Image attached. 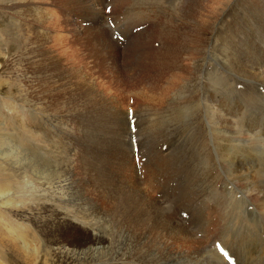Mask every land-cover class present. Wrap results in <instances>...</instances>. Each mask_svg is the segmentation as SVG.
I'll list each match as a JSON object with an SVG mask.
<instances>
[{
	"label": "rangeland",
	"instance_id": "obj_1",
	"mask_svg": "<svg viewBox=\"0 0 264 264\" xmlns=\"http://www.w3.org/2000/svg\"><path fill=\"white\" fill-rule=\"evenodd\" d=\"M50 1L47 0V5L60 12L49 19L51 23L68 19L82 30L75 32L71 30L75 25L67 27V23L47 29L40 25L46 30L35 29L39 34L46 32L53 37L50 44L55 41L58 44L52 50L56 60L52 78L47 73L50 61L43 57L39 39L32 35V39L24 40L15 34L14 30L20 28L24 19L22 9H11L7 1L0 0V139H3L0 144V264H210L206 251H210L211 257L223 260L215 250L216 242L228 251L231 264H245L244 253L236 255L237 251L226 241L230 237L252 250L258 245L253 253L259 257L263 252L260 258L264 260V245L255 241V234L249 229L254 224L258 236L264 235V222L259 215L264 213V208L257 209L246 198L243 188L234 186L232 180H228L229 184L218 180L217 169L220 164L226 166L222 152L224 141L218 137L217 117L205 99L207 93L214 97L222 83L227 86L222 91L257 97L249 95L246 80H234L219 63V60L228 62L229 45L223 42L231 41L235 45L245 41L244 22L227 31L233 26L230 14L244 12L237 5L238 0H222L212 8L218 6L214 11L208 7L214 4L213 0H183V5L189 7L184 9L175 34L171 32L175 23L170 13L177 0H155L162 4V13L149 8V4L153 6L152 0H128V5L122 0H106L100 4L104 13L98 22L87 21L78 13L74 17L57 5L60 0ZM158 16L169 21L165 23L161 18L158 25L153 21ZM205 21L207 24L201 26ZM94 26L98 30L92 31ZM56 38L64 41L61 43ZM164 40L167 45L163 44ZM257 54L261 59V53ZM258 91L264 100V93L259 88ZM87 92L93 101L81 100ZM54 101L56 113L47 107V103ZM75 106L80 109L75 110ZM188 111H192L191 117ZM74 118H81L82 122L85 119L89 124L86 128L91 133L86 134L85 140L76 131V126L81 124L73 123L72 120L79 121ZM116 119L127 123V131L123 130L121 136L115 127L119 123ZM245 120L244 116L239 119L242 129ZM202 146L206 147L202 150ZM204 150L211 158L206 160L208 173H203L205 164L190 167L199 161L191 160L197 157L194 155L201 154L198 156L201 157ZM78 161L86 169V186L75 167ZM209 172L212 177L205 178ZM120 179L129 186L136 183L141 191L157 200L168 214L166 221H173L190 233L193 244L200 241L198 252L205 255L198 259L191 251L195 248L193 245L187 250L183 240H172L168 234L166 237L167 231L150 233L143 226L134 228L123 221L122 205L126 204ZM232 185L235 193H241L235 195L236 200L245 196L243 205L235 206L227 203L226 197L221 198L220 191L227 193ZM240 207L244 213L237 209ZM224 210L230 214L226 218ZM237 210L243 216L252 215L255 220L239 223L242 218L234 216ZM191 211L211 215L209 229L202 232L206 238L196 232V227L193 232L189 230L194 227L193 222L195 226L202 222Z\"/></svg>",
	"mask_w": 264,
	"mask_h": 264
},
{
	"label": "bare ground",
	"instance_id": "obj_2",
	"mask_svg": "<svg viewBox=\"0 0 264 264\" xmlns=\"http://www.w3.org/2000/svg\"><path fill=\"white\" fill-rule=\"evenodd\" d=\"M7 1V4L11 5V9L12 8H19L22 9V14H23V21L21 22V25L19 26L20 28H18L17 30H13L15 31V34L18 35L17 37H19L20 35L24 38V40L26 39H32L33 36L39 41H38V46L39 49L42 51V55L43 57H47L49 58V65H48V71L47 73L49 74V77H54L55 73V61H54V57H53V52L54 50H56L58 46V44H56V41L54 44H50L49 40H53V37H49V35H47V33L45 31L44 35L39 34L40 31H38V33L35 31V29L37 30H43L44 28L41 27L40 25H43L44 27L49 28V27H53L55 24L56 26L58 24H60L59 26H61L62 24H68L67 27L70 25L74 28L71 30H74L75 32L78 31H82L80 30V27L77 25V23L75 24L73 21H69L68 19H64V21H60V20H55L54 23L50 22V18H52V16L57 15L56 13L58 12L57 9H53L50 8L47 0H4ZM50 1V0H49ZM57 1V0H56ZM103 1L106 0H60L59 2L57 1V5L64 7L68 12H70L71 14L74 15L75 17V13H78L80 15H84L86 20L91 21L93 20L94 22H98V20L103 17V13H104V9L100 7V4L103 3ZM123 2H125L128 5V0H122ZM146 1V0H145ZM153 1V6H151L149 4V8H153L154 10H158L163 11V6L162 4L158 3L155 0ZM165 1V0H164ZM229 1V0H227ZM50 2H53L52 0ZM55 2V1H54ZM130 2V1H129ZM163 2V1H161ZM196 2V1H195ZM222 2V0H213L211 3H214L212 6L209 5L208 7L210 8L211 11H214L218 6H216L215 9H212L215 7V5L220 4ZM238 4L239 6L243 7L244 12L240 13V12H234L232 14H230V20L233 21V26L230 27L227 31H230L232 29H235L237 27L240 26L241 23L244 24V26H246L247 29V33L245 38V41L243 43H236L231 44V41L229 42H223L225 43V46L229 45V53L226 54V59H227V63H222L221 60H219L220 65L222 66V68H224L227 72L231 74V76L234 77V80H238L241 79L242 80H246L247 84H248V93L250 96H254L256 95L257 97L254 98H249L248 96L245 97L244 95H242L240 92L237 94V92H232L231 93H227V91H222L221 88L223 87H227L224 85V83H222V87L221 88H216V92H215V96L213 97L212 95L210 96L209 93L206 94L205 99L207 100V103H209L211 105L210 109H212L213 113L215 114V117H217V123H218V127H217V134L218 137L223 140V150L224 151V156L226 158V166L223 164H220V168L219 170L217 169V176H218V180L219 181H224L226 183L229 184L228 180H232L233 181V185H239L241 186L244 191V195L246 196V198L252 202V204L257 208V209H263L264 208V115L262 114V112H264V100L260 98V96H262V94L258 91L259 90L264 93V0H238ZM245 2V3H244ZM150 3V2H149ZM173 3V2H172ZM192 3V2H191ZM225 3V2H223ZM52 4V3H51ZM164 4V3H163ZM196 4V3H195ZM210 4V3H209ZM236 4V3H235ZM245 4V5H244ZM9 5V6H10ZM56 5V4H54ZM194 5V3H193ZM8 6V7H9ZM192 6V4H191ZM186 7H189L187 4H185V6L183 5V0H177V3L175 5L172 6V11L170 13V17L173 18V24L174 26L173 29L171 30V32L173 34L176 33L177 28L180 27L181 25V19L183 18V12L184 9ZM148 8V9H149ZM204 8V7H203ZM221 8V7H220ZM245 8H246V12H245ZM190 9V8H189ZM218 9V8H217ZM192 10V9H191ZM196 10V9H195ZM207 9H205L206 11ZM229 10V9H228ZM19 11V10H18ZM168 11V10H167ZM189 12V10H186V12ZM15 12V11H14ZM13 12V13H14ZM56 12V13H55ZM217 12V11H216ZM20 13V12H19ZM60 14V12H58ZM169 13V12H168ZM218 13V12H217ZM142 14V13H141ZM19 15V14H18ZM78 15V16H80ZM212 15V14H211ZM21 16V15H20ZM197 16V15H196ZM22 17V16H21ZM57 17V16H56ZM169 17V19H170ZM194 17V16H193ZM211 17V16H210ZM215 17L217 18V16L215 15ZM214 17V18H215ZM84 18V19H85ZM163 18L161 16H158L156 19H154L153 21L155 23L158 24V21ZM209 18V17H208ZM213 18V17H212ZM215 18V20H216ZM98 19V20H97ZM164 19V18H163ZM237 19H239V21H237ZM62 20V19H61ZM139 20V19H138ZM165 20V19H164ZM170 20V21H171ZM101 21V20H100ZM169 21V20H165V23ZM93 22V23H94ZM104 22V21H103ZM129 23H134L133 21H128ZM144 22V20H143ZM177 22V23H176ZM14 23V22H13ZM163 23V22H160ZM170 22L167 23L166 26H168ZM205 22H202L201 26L204 25L205 26ZM164 24V23H163ZM177 24V25H176ZM183 24V22H182ZM207 24V23H206ZM13 25V24H12ZM16 25V24H15ZM159 25V24H158ZM157 25V26H158ZM77 26V27H76ZM83 26V25H82ZM164 26V25H162ZM171 26H169L171 28ZM200 26V27H201ZM9 27V24H8ZM100 27V26H99ZM153 27V26H151ZM199 27V28H200ZM16 28V26H15ZM61 28V27H60ZM78 28V30H77ZM82 28V27H81ZM227 28V27H226ZM232 28V29H231ZM10 30V27L8 28ZM44 29V30H46ZM101 30V27L99 28ZM156 29V28H155ZM160 29V28H159ZM243 29V28H242ZM53 30V29H52ZM77 30V31H76ZM92 31H96L98 30V28H95V26L91 29ZM105 30V29H104ZM154 30V29H153ZM12 31V30H10ZM13 31V32H14ZM48 31V30H47ZM90 31V30H89ZM149 31V30H148ZM184 31V30H183ZM242 31V30H241ZM12 32V33H13ZM178 32V31H177ZM88 33V32H87ZM86 33V35H87ZM164 33V32H163ZM11 34V32L9 33V35ZM84 34V33H83ZM145 34V33H144ZM147 34V33H146ZM232 34V33H231ZM33 35V36H32ZM171 35V34H170ZM245 35V34H244ZM234 36V35H233ZM11 37V36H10ZM16 37V38H17ZM78 37V36H77ZM143 37V36H142ZM166 37H168V31L166 33ZM141 38V37H140ZM147 38V37H146ZM221 38V37H220ZM11 39V38H10ZM21 39V38H20ZM57 39V38H56ZM242 39V38H240ZM58 40V39H57ZM82 40L85 42L86 38H82ZM94 40V38H93ZM92 40V41H93ZM221 40H223V38H221ZM59 42H63L64 40L59 39ZM88 41V40H87ZM149 41V38H148ZM225 41V40H224ZM239 41V40H237ZM23 42V40H22ZM37 42V41H36ZM61 42V43H62ZM105 43V42H104ZM110 43V42H109ZM167 41L164 40L163 44H166ZM108 44V43H107ZM111 44V43H110ZM25 45V44H24ZM28 45V44H27ZM60 45V44H59ZM176 45V44H175ZM112 46V45H111ZM110 46V47H111ZM161 47V43L159 45ZM224 46V48H226ZM113 47V46H112ZM221 47V46H220ZM48 48V55H47V49ZM157 48V47H156ZM175 48V47H174ZM191 48V47H190ZM189 48V49H190ZM54 49V50H53ZM164 49V48H163ZM170 49V48H169ZM223 49V48H222ZM53 50V51H52ZM64 50V49H63ZM193 50V49H192ZM191 50V51H192ZM134 51V50H133ZM23 52V51H22ZM58 52V51H57ZM128 52V50H127ZM147 52V51H146ZM196 52V51H195ZM261 53V59L259 58L260 56H258L257 53ZM137 53V52H136ZM148 53V52H147ZM220 53L223 55L224 52L222 50H220ZM255 53V54H254ZM60 54V53H58ZM65 54V53H63ZM127 54V53H126ZM134 54V53H133ZM139 54V53H138ZM145 54V53H144ZM57 55V54H56ZM130 55V54H129ZM137 55V54H136ZM141 55V54H140ZM146 56V55H145ZM144 56V57H145ZM181 56V55H180ZM27 57V56H26ZM42 57V56H41ZM60 57V56H59ZM128 57V56H127ZM134 57V56H132ZM140 57V56H138ZM147 57V56H146ZM44 58V59H45ZM135 58V57H134ZM166 58V57H165ZM192 58V57H191ZM64 59V58H63ZM140 59V58H139ZM184 59V58H183ZM61 60V58H60ZM130 60V59H129ZM67 61V60H66ZM46 62V61H45ZM137 62V61H136ZM60 62H58L59 64ZM132 63V62H131ZM135 63V62H134ZM218 63V64H219ZM61 65V64H60ZM139 65V64H138ZM64 66V65H63ZM66 66V65H65ZM68 66V65H67ZM43 67V66H42ZM182 67V66H181ZM62 69V67H59ZM64 68V67H63ZM133 68V67H132ZM47 69V68H46ZM67 69V68H66ZM84 69V68H83ZM98 69V68H97ZM45 70V69H44ZM38 71V70H37ZM59 72V71H58ZM64 72V71H63ZM66 73L68 71H65ZM79 73V72H78ZM119 73V72H118ZM65 74V73H64ZM70 75V74H69ZM72 75V74H71ZM64 76V75H63ZM68 76V75H67ZM74 76V75H73ZM66 77V76H65ZM69 77V76H68ZM70 78H73L72 76ZM75 78H77L75 76ZM74 79V78H73ZM81 80V79H80ZM228 80V79H227ZM229 81H232V79H229ZM55 82V81H54ZM81 82V81H80ZM78 83V81H77ZM83 83V82H82ZM235 83V81H233V84ZM239 82H236V84ZM74 84V83H73ZM78 86H80L79 84H76ZM85 85V84H84ZM228 85V84H227ZM84 87V86H83ZM216 86H214L215 88ZM11 88V87H10ZM89 89V88H88ZM74 90V89H73ZM91 90V89H90ZM233 90V89H232ZM80 91V90H79ZM98 92V91H97ZM96 92V93H97ZM232 93H234V95H237L235 97H232ZM28 94V93H27ZM58 94V93H55ZM86 94V96H83V98L81 99V94L79 95L78 93V98L81 100H87L90 99L92 100V96L89 92L87 93H83ZM93 95V94H92ZM264 96V95H263ZM97 98V97H96ZM98 99V98H97ZM96 100V99H94ZM93 101V100H92ZM97 101V100H96ZM241 102V105L239 104V102ZM51 102V101H50ZM92 103V102H91ZM101 103V102H99ZM165 103V102H164ZM85 104V103H84ZM82 105V104H80ZM86 105V104H85ZM88 105V103H87ZM57 105L55 104V101L53 103H47V107L53 111V112H58L57 110ZM85 107V106H83ZM243 108V109H242ZM76 109H80V106H75V110ZM78 113V111H77ZM119 113V112H118ZM59 114V113H58ZM79 117H80V113ZM117 114V113H116ZM122 114V113H121ZM115 115V114H114ZM126 114L122 115L125 116ZM188 117H191L192 115V111H188L187 113ZM243 117L246 119L244 122V126L242 129V125H240L239 123V119L240 117ZM92 117V116H91ZM67 118V117H66ZM118 118V117H117ZM121 118V116H120ZM125 119V117H123ZM193 118V117H192ZM77 119L79 121H75L72 120L73 123L76 124H81L76 126V131L79 133V135L82 137V140H85L86 138V134H90L91 132H89V130L86 128L88 122L84 119V122H82L81 118H74ZM90 119V118H89ZM117 120V119H116ZM91 121V119L89 120ZM94 121V120H93ZM118 121V120H117ZM125 121V120H124ZM124 121H118L119 123L116 124V130L119 131V135L121 136L124 131L126 133L127 131V123ZM71 123V122H70ZM89 125V124H88ZM92 127V126H91ZM74 128V127H73ZM25 130V129H24ZM124 130V131H123ZM6 131V130H3ZM93 132V131H92ZM77 133V134H78ZM202 133V132H201ZM205 135V134H204ZM204 135H202L204 137ZM197 137V136H196ZM206 137V136H205ZM88 138V137H87ZM201 138V137H200ZM191 138H189L190 140ZM197 139V138H196ZM199 139V138H198ZM207 139V138H206ZM111 140V139H110ZM126 140V139H125ZM204 140V139H203ZM3 141V139H0V144ZM194 141V138H193ZM192 141V142H193ZM78 142V141H77ZM201 142V141H200ZM204 142V141H203ZM206 142V140H205ZM85 144L84 141H82V144ZM175 143V142H174ZM75 144V143H74ZM99 144V143H98ZM198 144V143H196ZM77 145V144H76ZM185 146V145H184ZM200 146V145H199ZM120 147V146H119ZM203 147L206 146H202V150L204 149ZM208 148V147H207ZM195 149V148H194ZM198 149V147H197ZM196 149V150H197ZM200 149V148H199ZM209 150V149H208ZM130 151V149H129ZM191 151V150H190ZM205 154L203 153L201 157H198L200 155L196 154L194 156H197L195 158H192L191 160L194 161L195 159H199V161H195L191 164L190 167H192V169L196 168L197 164H205V170L203 173H205L206 170H208V159L209 161H211L210 156L206 155V150ZM9 152V150H8ZM164 152V151H163ZM208 152V151H207ZM211 152V151H210ZM197 153V152H196ZM200 153V152H199ZM210 154V153H208ZM212 154V153H211ZM141 155V154H140ZM158 155V154H157ZM192 155V157H193ZM35 156V155H33ZM25 157V156H24ZM36 160L41 162V159L37 156ZM212 157V156H211ZM202 162H201V160ZM78 159V158H77ZM29 160V159H28ZM123 160V159H122ZM207 160V161H206ZM128 161V160H127ZM141 161V160H140ZM177 161V160H176ZM206 161V162H205ZM126 162V161H125ZM129 162V161H128ZM29 163V162H28ZM118 163V162H117ZM168 163V162H167ZM184 163V162H183ZM189 164L191 163V161L189 160L188 162ZM26 164V163H25ZM34 164V163H32ZM43 165H48L46 163H44V161H42ZM81 164V163H80ZM147 164V163H146ZM187 163L185 162V165ZM43 165L39 166L37 168L38 172H41V170H39L40 167H42ZM202 165V166H203ZM32 166V165H31ZM30 166V167H31ZM81 166V165H80ZM79 166V161L77 162V164L75 165V167L81 172L78 175H81V180L82 182L85 184L86 186V182L87 181L85 178L87 175L86 173V169L81 168ZM134 166V165H133ZM149 166V165H148ZM209 166H212L209 164ZM36 167V166H35ZM127 167V166H126ZM129 167V166H128ZM189 167V168H190ZM200 167V166H199ZM204 167V166H203ZM35 169V168H34ZM196 170V169H195ZM210 170V169H209ZM93 171V170H92ZM165 171V170H164ZM197 171V170H196ZM43 172V171H42ZM208 173V171H206ZM120 176H123L121 173H119ZM207 177L205 178H211L212 174L209 175L205 174ZM214 175V174H213ZM160 177V176H159ZM195 177V176H194ZM98 178V177H97ZM104 179V178H103ZM217 179V178H216ZM104 181V180H103ZM192 181V179L190 180ZM212 181V180H211ZM210 181V182H211ZM120 182H122V189L125 191H123L124 195L122 197V199L125 201L124 203L126 205H122V213L124 214V216H122V220L125 222L130 223L134 228H139V226H143L145 227V229L148 232H152L154 230L158 231H167L168 233H166V237H169L170 235H172V240L175 241H182L183 240V245L185 246V248L187 250H190V248L192 247V245L198 249H192L191 251H193L194 253H196L198 259H201L205 254H207L206 259H209L211 262L210 264H226L221 258V260H217L216 258L211 257L212 255H209L210 251H206V253L204 255H202L199 250L200 245L199 243H201L200 241H194L193 244L192 242V238H191V234L190 233H186L184 228H182L180 225H178L177 223L173 222L171 223V221H166L168 214H166V212L164 211V209L151 197H149V195L146 194L145 191H141V189L138 187V185L136 183H133L132 186L130 187L129 184L126 183L125 180L120 179ZM193 182V181H192ZM191 182V183H192ZM209 182V181H208ZM112 183V182H111ZM215 183V182H214ZM219 183V182H218ZM123 184H125V189L123 188ZM193 184V183H192ZM121 185V184H120ZM231 185V184H230ZM232 185L231 190L227 193H225L224 191H220V196L221 198H225L226 197V202L229 204H233L235 206H240L243 205L245 203V196L244 197H240L242 198L241 200H236V194H241L240 192H236L234 187ZM215 186V185H214ZM218 186V184H217ZM221 186V185H220ZM192 188V187H191ZM208 188V187H207ZM206 188V189H207ZM211 188V187H210ZM221 188V187H219ZM100 189V188H99ZM196 189V188H195ZM204 189V190H206ZM212 189V188H211ZM245 189V190H244ZM120 190V189H119ZM208 190V189H207ZM213 190V189H212ZM188 191V189H187ZM190 191V190H189ZM201 191V190H199ZM193 192V191H192ZM191 192V193H192ZM218 192V191H217ZM110 193V192H109ZM122 193V192H120ZM188 193V192H187ZM208 193V192H207ZM210 193V192H209ZM94 194V193H93ZM199 194V193H198ZM201 194V193H200ZM119 195V194H118ZM201 196H207V195H202ZM111 197V196H110ZM115 197V196H114ZM118 197V196H116ZM207 198V197H205ZM209 198V196H208ZM113 199V198H111ZM116 199V198H115ZM174 199V198H173ZM117 201V199H116ZM165 201H163L164 203ZM193 202V201H192ZM218 202V201H217ZM132 203H135V206H131ZM137 203V204H136ZM139 203V204H138ZM160 203V202H159ZM198 203V202H197ZM111 204V203H110ZM123 204V203H122ZM199 204V203H198ZM205 204V203H204ZM118 205V204H117ZM128 205L130 207V211L128 212ZM226 205V204H225ZM251 205V204H250ZM260 205V207H259ZM163 206V204H162ZM165 206V205H164ZM188 206V205H187ZM232 206V205H231ZM230 206V207H231ZM166 207V206H165ZM185 207V206H183ZM203 207V206H202ZM189 208V207H187ZM116 209V207H115ZM168 209V208H167ZM200 209V208H199ZM202 209V208H201ZM200 209V210H201ZM240 209L241 211H243V207L237 208ZM124 210V211H123ZM185 210V209H184ZM189 211V209H187ZM236 210V208H235ZM126 211V212H125ZM186 211V210H185ZM225 211V218L227 216H229L230 214ZM237 212L239 214H237ZM237 212L235 211L234 216L236 218H242L241 222L244 221H253L254 217L250 214H247L245 216H243V214L241 212H239V210H237ZM168 213V212H167ZM189 213H195L196 215L199 216V218L204 224H202V222L197 223V225L195 226L196 222L194 224V227H191L189 230H191V232H193L195 229V227L198 229H196V232H204L206 230L209 229L210 224H211V215L206 213L205 211L201 212L199 215V213L197 214L195 211H191ZM204 213V214H203ZM244 213V211H243ZM250 213V212H249ZM128 215H131L130 217ZM194 215V214H191ZM208 215V216H207ZM242 215V216H241ZM263 219L264 222V213L261 215L259 214ZM171 216V215H170ZM192 217V216H191ZM170 219V217H168ZM224 218V219H225ZM226 220V219H225ZM255 220V219H254ZM231 221V220H230ZM237 221V220H236ZM192 222V221H191ZM226 222V221H225ZM227 223V222H226ZM238 223V221H237ZM252 223V222H251ZM236 225V224H235ZM246 225V224H245ZM231 226V225H230ZM240 226V225H239ZM247 226V225H246ZM228 227V226H227ZM233 227V226H232ZM244 227V226H241ZM251 229V233L253 232V234H255V241H259L258 244H262L264 245V235L263 234H258L255 231V226L254 224L249 226ZM246 228V227H245ZM244 228V229H245ZM243 229V228H242ZM141 230V229H140ZM247 230V228H246ZM263 231V230H262ZM190 232V231H189ZM218 232V231H217ZM241 232V231H240ZM163 233V232H161ZM202 233V235L204 234ZM207 233V232H206ZM235 233V232H234ZM167 234L169 236H167ZM225 234V233H224ZM236 234V233H235ZM157 235V233L155 234ZM207 235L204 234V238H206ZM239 236V235H238ZM0 237L1 233H0ZM164 237V236H163ZM170 237V238H171ZM193 237V236H192ZM234 237V236H233ZM244 237V235H243ZM169 238V239H170ZM228 238V237H227ZM245 238V237H244ZM243 238V239H244ZM247 238V237H246ZM196 239V238H194ZM193 239V240H194ZM229 239V238H228ZM228 243L230 244V246L234 247V250L237 251L236 255L240 252L246 257V260H249V264H262L264 260H261L260 256L263 254V252L259 253L260 256L257 257L255 256V254L253 253V250L255 249V247H259L258 245H255L254 249L252 250L249 245L246 246L244 243L243 245L238 243V241H235V238L233 239L232 237H230ZM233 241H232V240ZM242 239V238H240ZM171 240V239H170ZM200 240V239H199ZM225 240V239H224ZM209 241V240H208ZM240 241V240H239ZM8 241L5 239V243H7ZM211 242V241H210ZM241 242V241H240ZM242 243V242H241ZM199 244V246H198ZM208 244V243H207ZM13 245V244H12ZM11 245V246H12ZM10 246V245H9ZM183 246V248H184ZM202 247V246H201ZM11 248V247H9ZM15 248H13L14 250ZM260 252V249L263 251L262 248H257ZM256 249V250H257ZM233 251V250H232ZM247 252H249V254H247ZM257 253V252H256ZM258 254V253H257ZM243 256V255H242ZM262 257V256H261ZM219 258V257H218ZM263 259V258H262ZM246 260L244 261V263L246 264ZM208 262V261H207ZM186 263V262H185Z\"/></svg>",
	"mask_w": 264,
	"mask_h": 264
},
{
	"label": "snow or ice",
	"instance_id": "obj_3",
	"mask_svg": "<svg viewBox=\"0 0 264 264\" xmlns=\"http://www.w3.org/2000/svg\"><path fill=\"white\" fill-rule=\"evenodd\" d=\"M216 247H217V248H219V249H220V251H221L222 253H224V249H223V248H221V247H220V245H219L218 243L216 244ZM224 254H225V255H227V253H224Z\"/></svg>",
	"mask_w": 264,
	"mask_h": 264
}]
</instances>
